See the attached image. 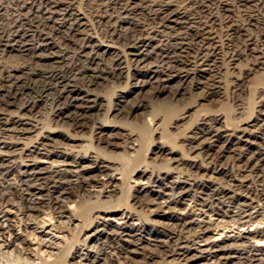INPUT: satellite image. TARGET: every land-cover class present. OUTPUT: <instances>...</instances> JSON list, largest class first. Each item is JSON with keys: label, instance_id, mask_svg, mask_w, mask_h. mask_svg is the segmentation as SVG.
<instances>
[{"label": "bare ground", "instance_id": "obj_1", "mask_svg": "<svg viewBox=\"0 0 264 264\" xmlns=\"http://www.w3.org/2000/svg\"><path fill=\"white\" fill-rule=\"evenodd\" d=\"M4 1L0 0V261L96 264L104 255L108 264H195L200 259L199 264H264V169L256 174L260 167L256 165L264 158L260 151L239 145V132L251 135V129L230 128L228 116L221 120L220 114L202 117L181 145L160 139L153 153L154 159L167 157L163 164L143 160L145 155L139 154L144 144L141 130H154L150 126L157 112L152 102L161 95L166 94L171 104L195 89L205 100L230 85L243 90L237 80L249 77L251 68L241 69L240 76L233 75L236 80L229 82H223V69L247 50L253 71L261 68L264 50L258 43L264 45V0H85L96 8L92 20L76 6L78 0H13L10 13ZM233 6L243 13L242 22L235 19ZM250 29L255 32L246 33ZM14 57L22 61L7 63ZM119 81L123 85L116 101L105 103L101 91ZM261 96L264 100V91ZM261 105L264 114V101ZM48 106L51 116L45 120L42 109ZM149 108L152 111L147 112ZM101 110L105 113L96 118L94 111ZM143 111L149 117L140 132L133 128L115 132L121 126L107 116L116 112L127 120ZM259 119L258 115L253 119L254 125L264 129V117L261 124ZM90 123V140L75 143L87 137L69 130ZM94 127L107 138H102L101 148L93 145L101 138L93 135ZM110 147L122 151L114 153ZM191 150H202L199 156L205 153L201 162L188 157ZM226 153L237 160L230 169L222 161ZM119 157L123 166L134 163V167L126 172L111 160ZM181 164L185 167L179 168ZM249 168V174L242 173ZM137 169L135 180H146V185L136 194L129 192L127 198L136 202L120 216L117 209L106 211L115 206L118 192L124 194V186L135 189L130 173ZM114 172L122 178L117 181ZM174 172L177 176L170 180ZM18 200L28 216L53 220L54 212L68 215L53 225L58 228L96 221L95 231L79 239L87 252L77 250L75 262L62 263V244H71L70 237L65 242L45 230L37 235L27 226L26 234H17L8 204ZM90 203H97L92 210L105 213L81 219L79 225L76 221L85 214L81 209ZM122 219H126L122 224L117 221ZM255 224L247 234L221 241L214 233ZM146 232L151 233L149 238ZM34 239L38 248L32 247ZM202 242L206 246L199 245ZM3 247H14L19 255L9 258ZM71 249L72 245L66 253Z\"/></svg>", "mask_w": 264, "mask_h": 264}, {"label": "rangeland", "instance_id": "obj_2", "mask_svg": "<svg viewBox=\"0 0 264 264\" xmlns=\"http://www.w3.org/2000/svg\"><path fill=\"white\" fill-rule=\"evenodd\" d=\"M77 2L78 3L76 4V6L79 5L80 8L82 7L83 10L85 11V13L87 15H89L87 17L90 20L94 19V16H92V14L96 10V8H94L95 6H93V4L92 5L88 4L87 1H85V0H78ZM232 2L235 3L236 1L233 0ZM4 4L6 5L7 9L9 10V13L12 12L13 8L15 7L13 5L14 4L13 0H5ZM233 7H232V9L235 10V15H236L235 19L237 20V22L238 21L242 22L243 21V17H242L243 13H241L239 10H237L236 7H234V8ZM214 12H215V14L219 15V12L217 9H215ZM248 26H246V27H248ZM217 27L220 29V26H217ZM249 27L254 29L253 26H249ZM97 32L99 33L98 35L101 39H103L105 37L101 31L98 30ZM249 32H255V31H252L251 29L248 32L246 31V33H249ZM253 35H254V33H253ZM157 44H161V42H157ZM250 46L254 47V48L259 46L258 48L260 50H264V45L262 43H258V46H256L255 44H250ZM247 52H248V50H247ZM247 52H246V54L244 53L240 59H235V60L231 61V64L228 66V68H226V69H228V72L230 73L229 75L226 74V69L225 68L223 69V72L225 73V75L223 77V80H225V81H223V82H229L230 79L236 78V77H233V75L240 76L239 73L241 71H247V70H249V68H251V70H250L251 74L249 75V77H247L246 79L237 80L238 82H240L239 84L243 90L240 91L238 89L239 88L238 86L236 87L235 85H230L229 87L221 88L220 89L221 94L213 96L209 100H205V99H201V98L197 97V95L195 93L199 92L200 90L195 89L194 91L192 90V92L190 91L189 93L185 94L184 96H178V98L176 100L172 101L171 104L169 103L170 99L168 97H166V94H163L160 96V98L158 100H154L152 102V107H153V109L156 110L157 114L153 118V121H154L153 125L154 126L153 125L150 126V128L152 127V128H154V130L148 131V132H145L146 131L145 127H143L142 130L139 129V127L144 126V121L146 122V118L149 117V115H147V112L152 111V109H150V108H149V111H147V112L143 111L144 114H143V112L139 113V114L137 113V115L133 114L127 120H126V118L122 117L123 115H120V116L116 115V112H112V113L107 112L108 118L117 121L115 124H118L119 126H121V127L115 128V132L123 131V133L124 132L126 133L128 130H130L132 128L139 131V132L141 130L142 138H143V142H144V144H143L144 148L143 147H142L143 149L141 148L140 151H142V152H139V154L141 155V157H143L145 155V157H143V160H146L149 162L151 161L152 163H156V164H163L167 157H164L162 155V157L154 159L155 155L153 153V151L156 150V148L160 144L159 141L162 137L164 139L165 138L169 139L171 143H174V144L179 146L185 140L186 135L187 136L192 135L190 130H194V127L196 126V124L199 122V120L202 117L212 118V117L216 116L217 114H220L219 117H222L221 120H224L225 117L228 116V124L227 125L230 128L233 127V128L238 129V128L248 127V129H251L252 130V131H250L251 135H244V133L239 132V135L242 136V140L239 143V145H240V147H244V148L245 147L246 148L251 147L255 151L256 150L260 151L261 154L259 157L264 158V147H262V145L264 146V129H260L259 125L255 126L254 125L255 123L253 122V119L257 115L260 116L259 120H261L262 117H264V114H262L260 112V109H262L261 104L264 101V100H262V96H261V91H264V89L261 90L262 87L264 88V58L260 59V61L261 60L263 61L261 68L260 69L256 68V70L253 71L255 64L252 63L253 60L250 59L251 58L250 56L248 57V55L250 53L247 55ZM257 53L260 54L261 51H258ZM21 61H22V59H20L19 57H17V58L14 57V58H11L10 60H7V63L18 64ZM122 85H123V83H120V81H119L118 83L113 84L111 86H108L107 88H105L104 90L101 91L102 94L104 95V97L106 98L105 103H107L108 101L111 103L116 101V94L119 92L118 90L121 88L120 86H122ZM223 85L225 86V84H223ZM99 90H101V88H99ZM166 103H168L170 105H168ZM42 112L44 114L43 118L45 120H49V118L51 116L49 106L46 107V109H42ZM103 113H105V112H103L102 110L101 111H94V116L97 118L100 115L102 116ZM150 117H152V116H150ZM181 117H184V118L178 119ZM229 117L230 118L233 117L232 120H230V122H229ZM235 118H237V119H235ZM239 120H241V121H239ZM125 121H127L128 124L129 123L130 124L124 125L122 122H125ZM261 123H263L262 120L260 121V124ZM220 125H222V123L217 124V126H220ZM91 126H92V123L88 124V126L84 127V128H78L75 130L70 129L69 130L70 133H72V134H77L81 137H87V139L83 138V139L76 140L75 143L84 144L87 142V140H90ZM97 126H98V124H97ZM95 128L96 127H94V130L96 132L93 133V135H95V137H97V138L98 137L99 138L101 137V138L99 139V142L93 141V143H94L93 145H96L99 148H101V147L105 146V144L101 143L102 138H105V139H107V138H106V136H103L100 133L97 134V130ZM110 128L111 127H109V129ZM124 128H125V130H124ZM104 131L108 132L109 130H104ZM117 136H121V135L117 134ZM143 136H145V137H143ZM113 141L123 142L121 139H118V138H114ZM235 141H239V140L236 139ZM184 145H185V148H187L189 146L187 142H184ZM192 145L195 146V145H197V143H194ZM110 149H112V152H114V153H115V151H116V153H118L119 151H122L119 149L116 150V148H114V147H112V148L110 147ZM110 149H108V151H110ZM179 151H181L182 153L183 152L185 153V151L181 148L179 149ZM200 151H202V150H196V151L191 150L188 152V157L189 158L192 157V158L198 160V162H201L202 161V155H204L205 153L202 152V155L199 156ZM231 155H232L231 153H226L225 157L222 159L223 162H226V164H227L226 166L229 169L231 168V166H234L233 164L237 163V160L233 159V157H231ZM176 156H177V158H180V154L177 153ZM185 156L187 157V155H185ZM111 160L116 162L115 163L116 165L123 166V160L120 157L119 158H111ZM186 162H190V160L187 159ZM255 162H253V164ZM177 164L178 163H175L174 165H177ZM258 164L257 165L255 164L256 167L260 166L259 169H256V171H257L256 174L257 173L261 174L262 171H260V170L264 169V161H260V163L258 162ZM123 167H126V168H124L125 171L129 172L134 167V163H131V164L129 163L127 166H123ZM181 167L182 168L185 167V164L179 165V168H181ZM140 168H143V166H141ZM236 168H234V169L238 170L237 166H236ZM251 169L249 168V170L246 172L242 171V173H245V174L248 173L249 174V171ZM139 170L140 169H137L134 172L130 173L131 176L133 177L132 178V184H133L135 189L134 190L132 189L130 191L127 188V186H124L123 189L121 188L122 191L125 189L123 191L124 194H120L118 192L117 195L119 196V198H118L119 200L116 199L112 203L113 206L115 205L114 207H111L108 209L104 208L106 211H111V210L117 209V213H119L117 216H120V213L125 211V209L129 205V203L133 204L136 202V200H133L132 198L129 199L127 197L130 193L136 194V191H135L136 189H141L143 187L142 185H146V180H143L142 182L135 180L140 174ZM110 173H111V171H110ZM256 174H252V175H256ZM12 175L10 176V178H11L10 180L14 181L15 179L13 178L14 176H12ZM252 175H251V178L254 177ZM114 176H115L117 181L122 178V175L119 174L118 172H114ZM176 176H177V172H174L172 174V177L170 178V180H175ZM153 184H155V183H153ZM156 185L157 184H155V186H153L154 189H157ZM96 190H98V189H96ZM102 199L109 200V199H106V197H103ZM92 201H94V199ZM21 203L22 202L18 200V201H11L8 204L9 205L8 207H10V209H11L10 216L16 220L17 225H18L17 229H16L17 234H21V235L26 234L24 229L27 226V227H29L28 230H31V231L36 230L37 235H40L41 231L45 230L46 232L51 231L52 234H55V236L60 237L65 242L68 239L67 237L71 238V242L73 244L72 243L70 244V241H69V244H68V242L62 244L63 245L61 248V250L63 251V252H61V256H63V257H61L62 263H67V262L73 263V262H75L76 259H74L73 255H74V252L77 250H79V254H85L87 252L86 248L83 247V245L79 243V239L82 240L86 236V235H84L85 233L91 234L95 231V229H96L95 222L96 221L93 222L92 225L86 226V225H83L82 223H80L81 222L80 220L81 219L84 220V218L86 220L91 215L96 216L99 213H101L102 215L105 213L104 211H96V210H98L97 208L92 210V207H95V204L97 205V203H90L87 206H85L86 208L83 207V209H81L82 212L84 211V213H85L84 217H80L79 220L76 221V223H79V225L82 224L81 226L74 227V225H73V226H71L72 229H70L68 227H65V228L59 227L58 228V227H55L53 225H57L59 220H66V216H68V215H65V217L64 216L62 217L57 212H54L53 220H49L50 218L47 216H44V215H37L34 217L28 216V214L25 213L24 209H23L24 203H22V204ZM135 206L137 207V210L140 209V207L138 206V203H136ZM90 208H91V210H90ZM85 210L87 211V213L85 212ZM79 212H81V211H79ZM78 214H83V213H78ZM137 215H139V213H137ZM152 218H154V217H152ZM148 219H150V217H148ZM44 221H45V223H43ZM117 221L122 224L124 221H126V219L117 220ZM139 222H140V220L136 221V223H139ZM5 224H7V222ZM147 227L151 228L152 226L147 225ZM261 227L262 228L264 227V223L261 224ZM255 228H256V224L254 226H250L249 229L245 228L244 230H242L243 229L242 227H235L234 229L231 228L229 230H225V229H221L219 231L217 230L214 233L215 234L218 233L217 234L219 237L218 241H221V240L225 239L227 236H232V235L239 234V233L247 234L249 230H254ZM223 231H224V233H223ZM147 232H150V231H147ZM147 232H146V238H149L151 233H147ZM221 233H223L222 236H220ZM230 242L231 241H227V243H230ZM206 244L207 243L202 242L199 245H202L204 247V246H206ZM71 245H72L71 251L69 253H66V250ZM32 247L33 248L39 247L37 245V240H35V239L33 240ZM3 251H4L5 255L8 256L9 258H11V256L15 257V256L19 255L18 251H16L14 249V247H11V248L3 247ZM140 256H138V257H140ZM45 257L46 258L48 257L47 252H45L43 254V258H45ZM103 258H104V255H101V259H99V262H97L96 264H108L109 263V262L105 261ZM31 259H32V257H31ZM49 260L51 261L52 258ZM36 262H37V260H36ZM202 262L203 261L200 259L198 261H195L194 263L199 264ZM0 264H5V263H2V261H0ZM8 264H11V262ZM15 264H18V262H16ZM19 264H22V263L19 262ZM29 264H33V263H29ZM82 264H91V262L88 260H84L82 262Z\"/></svg>", "mask_w": 264, "mask_h": 264}]
</instances>
